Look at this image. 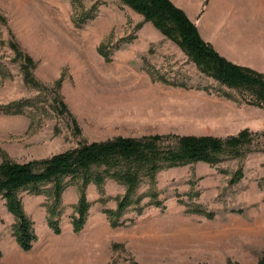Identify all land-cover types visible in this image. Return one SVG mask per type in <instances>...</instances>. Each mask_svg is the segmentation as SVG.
<instances>
[{
    "label": "rangeland",
    "instance_id": "rangeland-1",
    "mask_svg": "<svg viewBox=\"0 0 264 264\" xmlns=\"http://www.w3.org/2000/svg\"><path fill=\"white\" fill-rule=\"evenodd\" d=\"M172 1L182 9L187 3ZM236 1L194 0L191 10L198 20L215 9L236 17ZM249 16L253 21L257 12ZM12 43L36 61L35 83L24 78ZM251 99L201 71L123 0H0V162L44 159L118 136L226 138L249 129L253 137L238 157L159 171L164 207L151 201L153 181L144 178L141 207L132 203L119 226L105 211L117 208L126 187L112 178L88 185L80 231L72 222L79 180L68 182L58 206L51 184L40 194L21 191L35 236L30 250L18 243L16 217L0 194V264H263L264 127L242 126L251 116L264 118V106ZM19 101L20 110L8 111ZM240 167L242 178L231 184ZM54 218L60 233L50 225Z\"/></svg>",
    "mask_w": 264,
    "mask_h": 264
},
{
    "label": "trees",
    "instance_id": "trees-1",
    "mask_svg": "<svg viewBox=\"0 0 264 264\" xmlns=\"http://www.w3.org/2000/svg\"><path fill=\"white\" fill-rule=\"evenodd\" d=\"M123 1L144 14L162 33L177 42L201 71L230 88L248 91L253 97L252 103L264 106V73L235 64L220 55L203 39L196 24L186 12L172 0ZM11 45L17 60L21 61L24 78L29 83H35L36 61L16 43ZM22 103L19 101L7 109L9 111L15 107L20 110ZM61 106L65 107V104L62 103ZM174 139L177 140H170L158 134L142 137L118 136L82 143L77 148L44 159L26 162L5 159L0 162V194L16 217L14 234L18 243L24 250H30L35 241L31 222L20 197L23 190L40 194L43 192L44 184H51L53 201L55 206H58L62 202V194L68 182L72 179L79 180L77 215L73 217L72 222L74 229L80 231L85 225L90 207L87 199L88 185L95 183L103 186L107 178H112L126 187L124 195L118 200L117 208L105 211L111 225L119 226L125 223L120 218L128 207L132 203L141 204L142 198L137 192L144 178L153 181L151 201L156 206L164 207L155 180L159 171L197 161L215 164L220 162L224 155L238 157L242 154L243 148L253 141L249 129L226 138L191 134L176 136ZM242 170L240 167L234 173L230 180L231 184L240 181ZM50 225L57 233L61 232L55 218L50 221ZM262 263L264 264V253Z\"/></svg>",
    "mask_w": 264,
    "mask_h": 264
},
{
    "label": "crops",
    "instance_id": "crops-1",
    "mask_svg": "<svg viewBox=\"0 0 264 264\" xmlns=\"http://www.w3.org/2000/svg\"><path fill=\"white\" fill-rule=\"evenodd\" d=\"M193 1L185 0L187 3L180 6L197 23L203 39L229 61L264 73V0H258L261 5H257L256 9L250 4L254 0H237V9L241 14L236 17H232L228 10L215 9L212 14H206L199 20L196 11L191 10ZM253 11L257 12V17L252 21L249 15ZM255 27L258 32L250 34L249 31ZM242 127H250L251 130L263 128L264 118L254 119L251 116L249 122Z\"/></svg>",
    "mask_w": 264,
    "mask_h": 264
}]
</instances>
